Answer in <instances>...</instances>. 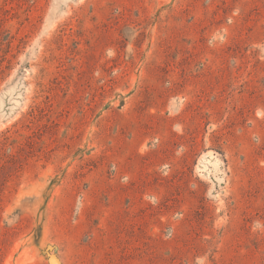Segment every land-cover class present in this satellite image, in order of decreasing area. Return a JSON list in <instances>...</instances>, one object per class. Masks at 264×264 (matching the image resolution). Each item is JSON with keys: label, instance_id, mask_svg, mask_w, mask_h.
Listing matches in <instances>:
<instances>
[{"label": "rangeland", "instance_id": "obj_1", "mask_svg": "<svg viewBox=\"0 0 264 264\" xmlns=\"http://www.w3.org/2000/svg\"><path fill=\"white\" fill-rule=\"evenodd\" d=\"M264 264V0H0V264Z\"/></svg>", "mask_w": 264, "mask_h": 264}, {"label": "water", "instance_id": "obj_2", "mask_svg": "<svg viewBox=\"0 0 264 264\" xmlns=\"http://www.w3.org/2000/svg\"><path fill=\"white\" fill-rule=\"evenodd\" d=\"M49 257H50V260L53 264H59V259L56 255L51 254Z\"/></svg>", "mask_w": 264, "mask_h": 264}]
</instances>
